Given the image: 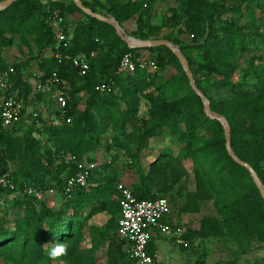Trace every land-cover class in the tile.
I'll return each mask as SVG.
<instances>
[{
  "label": "trees",
  "instance_id": "trees-1",
  "mask_svg": "<svg viewBox=\"0 0 264 264\" xmlns=\"http://www.w3.org/2000/svg\"><path fill=\"white\" fill-rule=\"evenodd\" d=\"M81 1L92 12L123 25L136 15L139 21L143 17L150 18L152 8L159 0H104L107 6L97 0L93 3ZM175 2L183 9L182 23L175 22L176 26H182L179 34L192 35L193 39L189 43H183L181 39L170 42L180 48L191 65L189 53L199 58V67L206 73H198L190 67L197 88L209 100L211 111L228 123L230 145L235 156L252 167L264 186V35L254 29L245 31L249 27L240 25V19L247 15L260 13L264 16V0ZM50 7L59 9L65 17L59 4ZM69 8L81 16V20L71 27L73 39L66 54H95L85 76H79L70 63H58L48 53L54 45V38L45 20L46 10L38 0H17L0 11L1 43L11 44L12 38L6 36L15 37L26 31L40 35V51L36 57L10 63L0 56L1 68L9 64L13 66L11 82L25 104L18 122L8 129L0 128V174H8L20 190L25 185L55 191L54 195L41 200L27 196L9 200L8 194L0 190V259L15 264H53L47 252L50 244L59 242L65 243L67 253L56 264H85L88 258L81 249V241L86 231L90 236L96 233L86 221L96 214L107 213L111 219L105 236L119 242L114 249L112 264L135 263L122 250L125 244L117 237L120 196L116 174L96 179L99 171L96 167L87 186L75 189L69 197L63 193L66 180L76 173V166L70 159L74 157L77 161L96 163L90 156L98 151L105 134L110 129L125 131L128 128L133 130L128 138L137 142V149L145 148L147 140L164 132L178 143L176 152H162L149 164L148 176L162 180L158 187L153 189L144 183L133 184L130 191L137 200L164 197L170 203L168 197L174 186L181 180L188 182L192 174L194 190L187 192L185 207L195 209L197 203L212 200L217 217L202 218L198 229L185 232L186 241L228 234L237 242L240 255L247 253L252 239L264 245V202L249 172L229 157L223 128L218 121L205 115L202 100L193 91L178 99H168L156 83L158 72L137 69L132 74H118L120 59L131 54L134 59L153 61L157 67L170 62L184 81H188L172 52L165 47L129 49L111 26L83 14L72 1ZM99 9H104L106 14L100 13ZM228 14L231 15L229 21L224 19ZM235 15H238L237 19H233ZM159 28L150 27L148 34L134 33L133 36L148 40ZM255 41L261 48L257 57L259 63L254 65L252 58L256 57L246 59L249 73H245L255 79L252 92L242 104L234 98L216 104L201 89L199 75L207 76L216 88H227L240 61L254 51L251 45ZM53 73L62 81L66 98L65 116L59 126L52 123L54 117H59L54 99L35 93L32 81L33 74L40 75L42 81ZM101 83L110 84V91H96L95 87ZM79 94H82V100ZM138 95L149 105L147 119L141 121L140 128L134 122ZM39 103L44 104L46 110L31 109ZM67 119L70 123L65 122ZM117 146L130 156H137L113 137L109 147ZM187 162L192 164L191 171L186 167ZM45 175L50 177V185L46 184ZM50 196L62 199L63 203L57 207L52 205L47 199ZM17 208L23 211V216L15 220L12 229H8L9 213ZM151 244L152 240L148 253L153 257Z\"/></svg>",
  "mask_w": 264,
  "mask_h": 264
},
{
  "label": "rangeland",
  "instance_id": "rangeland-1",
  "mask_svg": "<svg viewBox=\"0 0 264 264\" xmlns=\"http://www.w3.org/2000/svg\"><path fill=\"white\" fill-rule=\"evenodd\" d=\"M2 1L4 0H0V2ZM56 1V3L59 4L60 10L64 13V18L71 27L75 22L81 20V16L70 11L69 4L72 0ZM84 1L93 3L94 0ZM114 1L126 2L135 0ZM213 1L215 0H209L211 3ZM97 2L101 3L103 6H107L104 0H97ZM99 12L106 14L104 9H99ZM151 14L152 15L150 18L146 19L143 17L141 21L138 20L139 16L136 15L135 17L130 18L123 25L119 26L127 36L136 40L140 39H137L135 36H133L134 33L137 35H145L148 34L150 27L157 26L160 28L156 34H153V36L148 40L141 41L164 40L170 42V40L173 39H181L183 43H189L192 41V35L179 34V30L182 29V26L181 24L176 26L175 22L182 23L183 9L175 2V0H159L153 6ZM230 18L231 15L228 14L224 19L229 21ZM237 18L238 15L233 16V19ZM248 22L252 23L253 25L250 26ZM240 25L249 27V30L245 29V31L252 32L254 29L256 33L264 35V16L260 13L247 15L246 18L242 17L240 19ZM6 37L12 38V42L11 44L0 42V56L4 57L5 60L10 63L13 61L23 62L34 58L40 51V35L36 32L32 33L26 31L22 35ZM251 46L254 51L250 54H247L245 59L240 61L238 68L233 72L231 78L229 79L230 86L227 88H216L208 80L207 76L199 75L201 78V89L206 91L208 97L215 101L216 104L227 98H234L236 101L242 104L247 100L249 94L252 92L255 79L252 75L245 74L249 73L246 70V59L256 57L252 59L254 65H257L259 63L257 57L259 56L261 48L257 41H255ZM102 51L104 50L101 49V52ZM47 56L48 54L46 53V57ZM184 58L186 59L185 56ZM189 58H191L193 63L191 65L186 60L190 72V67H193L192 69L197 70L198 73H206L199 67V63L201 62L194 53H189ZM263 59L264 58H262V60ZM165 60H168L167 57H165ZM156 72H158L156 83L161 89H163V92L168 99H178L190 93V91H193L189 81H184L182 75L179 74L180 72L177 71L172 63L169 62L163 66H158ZM233 86H235V88H233ZM81 96L82 94H79V98L82 100ZM138 97V111L136 113V119H134V122L136 126L140 128L141 121L143 119H147L149 105L142 98V96L138 95ZM43 105L39 103L36 104V106H33L31 109H42V111H44L46 108L43 107ZM213 114L222 117L216 113ZM132 131L133 130L131 128L125 129V131L110 129L105 134L104 138L99 144L98 151L90 156L95 159L96 165L99 167V171L95 177L97 179L103 175L111 176L116 174L119 178V184L127 187L129 190H132L133 184L138 185L141 183H144L145 185L151 186L153 189H155V187H158L162 183V180L159 177L148 176L149 164H151L162 152L167 150L176 152L178 149V143L164 132L159 137H154L147 140L145 148L142 147L137 149V142H132V139L128 138ZM113 137L118 138L119 141L128 147L130 153H133L137 156H130L127 152L118 148V146L109 147ZM144 145L145 143L143 146ZM113 161L114 164L109 165V162L111 163ZM186 167L189 171H191L192 164L187 162ZM44 179L47 185L51 184L49 176L45 175ZM193 190V175L190 174V180L188 182H185L184 180L178 182L168 197L172 210L171 219H173L179 225H182L186 231L198 229L199 221L204 217H217L216 209L212 200L201 201L197 203L195 209H188V207H185L186 194L188 191ZM47 199L52 205H55L56 207L63 203L62 199L57 197L50 196ZM21 216H23V211L19 210L18 208L10 211V222L7 225L8 229H12L15 220ZM110 219L111 217L109 214L100 213L94 215L92 218L86 221V225L96 229V233L94 236H90L88 231H86V235L81 241V249L85 251V255L88 258L85 264H112L114 249L118 246L119 242L116 239L107 237V235L105 236V234L108 233L107 227ZM152 248L154 251H157V255L154 256L155 264H264V245L261 242L252 239L247 253L245 255H240L237 242L228 234L206 239L195 238L192 242H188V246L186 248L175 245L169 238L156 236L152 242ZM122 250L126 251L125 248H122ZM0 264L15 263L0 259Z\"/></svg>",
  "mask_w": 264,
  "mask_h": 264
},
{
  "label": "built area",
  "instance_id": "built-area-1",
  "mask_svg": "<svg viewBox=\"0 0 264 264\" xmlns=\"http://www.w3.org/2000/svg\"><path fill=\"white\" fill-rule=\"evenodd\" d=\"M45 8L46 23L50 26L54 45L48 50L58 63L64 61L70 63L78 72L79 76H85L90 67V61L95 56L94 52L89 55L72 56L66 54L72 39L73 30L66 19L57 9H51L56 0H38ZM97 42V40H96ZM137 69L142 71L156 72L157 66L153 61L134 59L131 54H125L119 62L118 74H132ZM14 74L12 65L0 67V128L8 129L20 120L25 111L23 99L17 96L11 77ZM33 87L35 93H42L45 97L54 99L59 111V117H54L53 125H61L65 116L66 98L62 90V81L53 73L51 77L39 80L40 75L33 74ZM95 90L104 93L110 91V84L101 83ZM35 117L36 114H33ZM70 123V120H65ZM76 166V173L66 180L63 193L71 194L78 188L87 186L92 172L97 167L96 163L77 161L70 159ZM0 190L8 194V199L13 200L19 196L32 197L41 200L47 195H54L55 191H42L29 186H23L20 190L8 174H0ZM119 193L120 219L118 221L117 237L125 244L126 252L135 264H154V258L148 253V245L155 235L169 238L175 245L186 248L188 241L184 235L186 230L182 225L176 224L172 219L170 203L164 197L150 200H137L131 191L121 185H117Z\"/></svg>",
  "mask_w": 264,
  "mask_h": 264
},
{
  "label": "water",
  "instance_id": "water-1",
  "mask_svg": "<svg viewBox=\"0 0 264 264\" xmlns=\"http://www.w3.org/2000/svg\"><path fill=\"white\" fill-rule=\"evenodd\" d=\"M17 0H4L2 2H0V11H3L4 9H6L7 7H9L11 4H13L14 2H16ZM72 2L74 3V5L85 15L99 21L102 22L106 25L111 26L117 36L120 38V40H122L129 49H148V48H157V47H165L168 50H170L172 52V54L176 57V59L179 61L180 65L182 66L184 73L192 87V90L195 92V94L202 100L203 105H204V113L205 115L212 120H216L218 121L222 128H223V132H224V138H225V148L226 151L229 155V157H231V159L239 166L245 168L248 172L249 175L252 179V181L254 182L263 202H264V186L262 184V182L260 181V179L258 178L257 174L255 173V171L252 169V167L241 161L240 159H238L235 154L233 153L232 149H231V145H230V130H229V126L228 123L226 122V120L223 117H219L214 115L211 112V108H210V103L208 101V99L200 93V91L196 88L195 86V82L193 80L192 74L189 70L188 67V63L186 61V59L184 58V56L182 55L180 49L174 45L172 42L169 41H164V40H160V41H141V40H136L134 38H131L129 36H127L123 30L121 29V27L119 26V24L113 20L110 17H105L102 16L100 14L94 13L92 12V10L86 8L81 0H72Z\"/></svg>",
  "mask_w": 264,
  "mask_h": 264
},
{
  "label": "clouds",
  "instance_id": "clouds-1",
  "mask_svg": "<svg viewBox=\"0 0 264 264\" xmlns=\"http://www.w3.org/2000/svg\"><path fill=\"white\" fill-rule=\"evenodd\" d=\"M50 245L51 246L48 249L47 256L53 264H56L58 259L67 253V248L65 243L56 242Z\"/></svg>",
  "mask_w": 264,
  "mask_h": 264
},
{
  "label": "crops",
  "instance_id": "crops-1",
  "mask_svg": "<svg viewBox=\"0 0 264 264\" xmlns=\"http://www.w3.org/2000/svg\"><path fill=\"white\" fill-rule=\"evenodd\" d=\"M173 220V219H172ZM174 221V220H173ZM175 222V221H174ZM176 223V222H175ZM176 224H178V223H176ZM156 236H159V235H155L153 238H152V242L154 241V238L156 237ZM151 246H152V244H151ZM124 248H125V246H124ZM157 255V251H154V254H153V258H154V256H156ZM154 264H155V260H154Z\"/></svg>",
  "mask_w": 264,
  "mask_h": 264
}]
</instances>
